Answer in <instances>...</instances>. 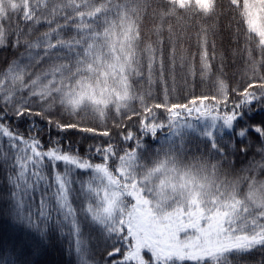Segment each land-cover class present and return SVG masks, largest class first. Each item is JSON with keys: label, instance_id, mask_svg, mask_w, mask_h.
<instances>
[{"label": "snow or ice", "instance_id": "obj_1", "mask_svg": "<svg viewBox=\"0 0 264 264\" xmlns=\"http://www.w3.org/2000/svg\"><path fill=\"white\" fill-rule=\"evenodd\" d=\"M0 264H264V0H0Z\"/></svg>", "mask_w": 264, "mask_h": 264}, {"label": "trees", "instance_id": "obj_2", "mask_svg": "<svg viewBox=\"0 0 264 264\" xmlns=\"http://www.w3.org/2000/svg\"><path fill=\"white\" fill-rule=\"evenodd\" d=\"M223 2H226V0H223ZM3 177L0 176V182H2Z\"/></svg>", "mask_w": 264, "mask_h": 264}]
</instances>
